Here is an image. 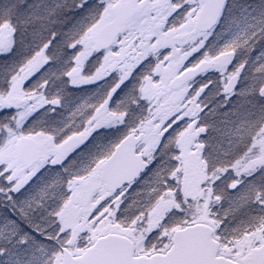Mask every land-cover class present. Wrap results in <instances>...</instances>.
I'll use <instances>...</instances> for the list:
<instances>
[{
  "label": "snow or ice",
  "instance_id": "6c2138e0",
  "mask_svg": "<svg viewBox=\"0 0 264 264\" xmlns=\"http://www.w3.org/2000/svg\"><path fill=\"white\" fill-rule=\"evenodd\" d=\"M0 264H264V0H0Z\"/></svg>",
  "mask_w": 264,
  "mask_h": 264
}]
</instances>
